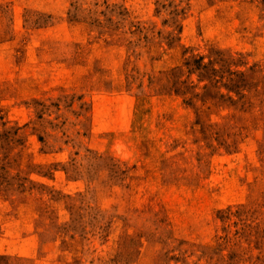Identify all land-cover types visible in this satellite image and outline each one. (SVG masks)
I'll list each match as a JSON object with an SVG mask.
<instances>
[{
    "label": "rangeland",
    "instance_id": "1",
    "mask_svg": "<svg viewBox=\"0 0 264 264\" xmlns=\"http://www.w3.org/2000/svg\"><path fill=\"white\" fill-rule=\"evenodd\" d=\"M0 264H264V0H0Z\"/></svg>",
    "mask_w": 264,
    "mask_h": 264
}]
</instances>
